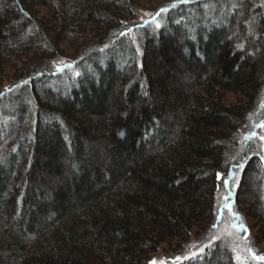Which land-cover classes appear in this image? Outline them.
I'll return each instance as SVG.
<instances>
[{"label":"trees","instance_id":"trees-1","mask_svg":"<svg viewBox=\"0 0 264 264\" xmlns=\"http://www.w3.org/2000/svg\"><path fill=\"white\" fill-rule=\"evenodd\" d=\"M136 1L0 0V264H148L215 220L264 106V0L180 1L127 29ZM234 200L264 237V145ZM178 264L239 263L217 239Z\"/></svg>","mask_w":264,"mask_h":264},{"label":"rangeland","instance_id":"rangeland-1","mask_svg":"<svg viewBox=\"0 0 264 264\" xmlns=\"http://www.w3.org/2000/svg\"><path fill=\"white\" fill-rule=\"evenodd\" d=\"M185 0H137L134 6V15L125 22V28L130 29L135 25L144 23L158 14L161 9L169 4ZM40 16H47L44 7H37ZM61 53L55 57V63L59 66L68 64L72 57L74 48L68 42H61ZM13 62L6 66V75L11 77ZM13 81V80H12ZM11 80L4 84L7 88ZM233 93L226 92L224 101L231 103L237 100ZM264 141V106L260 105L251 116L246 126L241 128L239 151L244 157L240 156L231 167L226 176L218 174L221 179L220 187L216 194V215L215 220L209 226L201 229L193 228L189 235L188 243L182 252L178 254L169 252V249L175 242H163L158 249L150 254L148 264H178L183 259L195 255L204 247L217 239L228 240L234 249L236 259L239 264H264V260L256 257L264 256V237L258 234V222L255 218L248 216L247 205L242 204L243 215L236 209L234 200V191L241 174L242 167L250 155L263 153ZM244 225L246 227H241ZM257 236V237H256Z\"/></svg>","mask_w":264,"mask_h":264},{"label":"snow or ice","instance_id":"snow-or-ice-1","mask_svg":"<svg viewBox=\"0 0 264 264\" xmlns=\"http://www.w3.org/2000/svg\"><path fill=\"white\" fill-rule=\"evenodd\" d=\"M161 11H165L164 9H161ZM241 227H245L244 225H241ZM246 230V227H245ZM257 259L264 260V256L256 257Z\"/></svg>","mask_w":264,"mask_h":264}]
</instances>
